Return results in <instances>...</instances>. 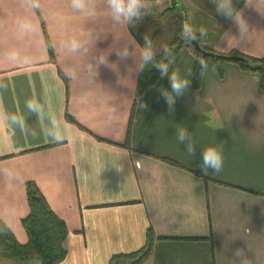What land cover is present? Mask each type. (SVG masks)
Returning <instances> with one entry per match:
<instances>
[{"label":"crops","instance_id":"0c3cea01","mask_svg":"<svg viewBox=\"0 0 264 264\" xmlns=\"http://www.w3.org/2000/svg\"><path fill=\"white\" fill-rule=\"evenodd\" d=\"M177 2L197 34L205 30V47L264 55V0H232L239 21L212 0ZM163 5L144 0L138 21L164 14ZM126 46L137 55L121 61ZM143 46L106 0L82 8L0 0V218L26 241L32 181L68 228L59 264H108L145 245L149 227L153 246L141 264H264L260 74L226 61L218 75L208 62L200 86L189 83L169 111L167 77L136 97ZM174 56L169 73L179 69L190 82L194 51L184 44ZM179 127L192 135L195 156L177 142ZM208 146L222 149L220 173L201 171Z\"/></svg>","mask_w":264,"mask_h":264},{"label":"trees","instance_id":"16d2710c","mask_svg":"<svg viewBox=\"0 0 264 264\" xmlns=\"http://www.w3.org/2000/svg\"><path fill=\"white\" fill-rule=\"evenodd\" d=\"M176 7L180 6L177 0H173V6L170 9ZM180 15L174 16L176 17L174 19L175 35L167 47L173 50L174 55L184 44L194 51L196 61L190 76L192 87L200 86L204 71L201 70L198 61L204 60L207 63L211 59L219 75L223 74V64L226 61L236 62L242 69L258 72L261 76V87L264 88V56L254 57L235 50L228 53L219 52L205 47L202 43L203 36L197 34L196 40L200 46L212 53L203 55L193 49L190 41L181 38L182 25L186 23V18L184 15ZM156 59L158 62H166L164 50L156 55ZM160 75V71L151 66L140 72L137 78L136 97L154 84ZM26 198L28 212L21 219L26 233V241L17 240L11 229L0 218V258L23 264H59L65 259L67 253L64 246V240L68 234L66 222L51 208L44 195L32 181H28L26 184ZM153 239L154 231L149 227L145 245L131 252L113 254L108 264H141L151 253Z\"/></svg>","mask_w":264,"mask_h":264},{"label":"clouds","instance_id":"9594fccd","mask_svg":"<svg viewBox=\"0 0 264 264\" xmlns=\"http://www.w3.org/2000/svg\"><path fill=\"white\" fill-rule=\"evenodd\" d=\"M215 4L216 11L227 17L234 18L239 21L240 12H238L232 0H212ZM73 6L76 8H82L84 6L85 0H72ZM107 7L109 8L112 18L117 23H126L128 25L134 26L133 22L138 21L144 14V0H106ZM204 29H199V35H204ZM181 38L185 41H194L197 37V30L194 29L190 24L184 23L182 25ZM78 48V45L73 43V50ZM121 61H126L129 57H134L137 54L130 50L129 46L124 47L117 53ZM164 58L166 62H158L156 59V52L153 49V43L146 35L144 37V46L140 49L138 58L135 63V71L137 73L143 72L149 66L156 67L161 74V78L167 77L170 82L171 91L164 89L161 91L164 96L169 111L174 109L175 100L177 97L184 94V92L189 87V80L182 78L179 69H176L169 73V66L174 63L175 56L173 50L165 47L164 48ZM98 64L104 63V60L99 57ZM201 70H205L207 65L204 60L198 61ZM91 69V66H89ZM141 108H146L147 105L142 101L139 102ZM29 108H33L29 104ZM115 113V109L112 110ZM176 140L181 145H185V151L189 156L196 155V145L193 142L192 135L189 133L187 128L179 127L176 129ZM200 168L205 174L211 170L214 173H220L223 169L224 158L222 154V149L215 146H208L203 148L200 153Z\"/></svg>","mask_w":264,"mask_h":264},{"label":"rangeland","instance_id":"374dc122","mask_svg":"<svg viewBox=\"0 0 264 264\" xmlns=\"http://www.w3.org/2000/svg\"><path fill=\"white\" fill-rule=\"evenodd\" d=\"M164 10H165L164 14L158 16L156 15L155 17L147 16L141 22L134 21L133 22L134 26H132L133 29L138 32V37L142 41L143 45H144V37L147 35L151 40V36H152L153 41L152 40L151 41L153 43V49L156 53L164 50V48L168 46V44L175 35L174 19L176 17L174 16H179L181 14L180 16L184 15V18H186L181 7H176L175 9L164 7ZM187 22L188 21L186 20V23ZM140 25L143 26L142 30H140L139 28ZM208 62H212L211 59H209L207 63ZM7 264H23V263L18 261H8Z\"/></svg>","mask_w":264,"mask_h":264},{"label":"water","instance_id":"95a60500","mask_svg":"<svg viewBox=\"0 0 264 264\" xmlns=\"http://www.w3.org/2000/svg\"><path fill=\"white\" fill-rule=\"evenodd\" d=\"M191 46L193 47V49L197 52H200L203 55H210L212 53L208 52L207 50L203 49L199 42L197 40L194 41H190Z\"/></svg>","mask_w":264,"mask_h":264},{"label":"built area","instance_id":"2783aa9c","mask_svg":"<svg viewBox=\"0 0 264 264\" xmlns=\"http://www.w3.org/2000/svg\"><path fill=\"white\" fill-rule=\"evenodd\" d=\"M173 6V0H164V7L170 8Z\"/></svg>","mask_w":264,"mask_h":264}]
</instances>
